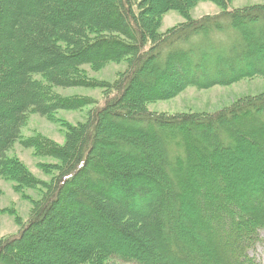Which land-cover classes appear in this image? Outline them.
I'll list each match as a JSON object with an SVG mask.
<instances>
[{"label":"trees","instance_id":"trees-1","mask_svg":"<svg viewBox=\"0 0 264 264\" xmlns=\"http://www.w3.org/2000/svg\"><path fill=\"white\" fill-rule=\"evenodd\" d=\"M231 1L0 0V178L38 192L26 225L0 238V264H259L249 252L264 230V94L209 114L148 109L188 88L264 79V4ZM199 2L221 12L193 20ZM170 11L184 21L160 33ZM244 26L254 57L228 37ZM109 63L126 69L62 146L24 142L54 160L40 167L48 181L9 156L30 114L55 121L89 102L54 88L93 87L81 67Z\"/></svg>","mask_w":264,"mask_h":264},{"label":"rangeland","instance_id":"rangeland-1","mask_svg":"<svg viewBox=\"0 0 264 264\" xmlns=\"http://www.w3.org/2000/svg\"><path fill=\"white\" fill-rule=\"evenodd\" d=\"M262 4H264V0H232L230 8L243 9L249 6ZM220 12L221 10L211 2H199L191 10L190 18L198 20L204 17L217 16ZM263 17L264 16L260 17L258 24L260 33L264 27V25H261ZM183 21L184 18H182L178 12L170 11L162 17L159 32L163 33L167 29L183 23ZM248 26L242 27L237 33L232 32L228 37L230 38L231 44L235 46L239 45V49L237 48L238 53L242 51L247 52L249 50L251 55L254 57L257 55L258 49L256 47L247 49L250 48V46L246 47L243 42V38L251 33V29ZM255 36H257V34ZM261 44L264 45V40L261 41ZM262 57L264 58V55ZM125 69V63H109L106 65L104 64L100 68L83 65L81 70L83 71V76H85L84 79L94 81L95 84H93V87L84 85L72 86L68 88H54L53 92L55 95L63 98H85L89 101L88 104L74 111H57L53 116V120L55 121H50L46 118L39 117L38 115L30 114L28 116L26 126L21 130V139L15 143L9 152V156L13 158L15 157L19 160L36 177L43 181H48L50 177L45 176L41 172L40 167L49 163H54V160H52L50 155L36 156L37 154H34V149L27 148L24 145V142L39 135L54 145L62 146L65 142V133L67 128L84 122L87 112L96 109L101 104V101L104 98V88L102 86L112 83L116 79L117 74L124 72ZM97 83L104 84L98 85ZM259 94H264V79L254 78L237 82L228 87L214 86L210 89L202 91H196L193 88H188L171 100L160 101L149 105L148 109L150 111L168 114L190 113L191 111L209 114L219 111L223 107L230 105L242 97H254ZM240 174L249 177L246 172H241ZM0 191L2 193L0 195V238L16 236L28 222V217L32 207L30 201L25 198L33 200L37 199L38 192L34 190H25L24 194L16 193L12 190V184L1 180V178ZM188 215L190 216L189 213ZM14 218L19 220V225L14 222ZM206 223L207 220H204L203 224ZM73 229L74 228L70 227L69 231H73ZM174 234L175 233H173L172 236H176ZM87 235L89 236L90 234L87 233L86 236ZM259 237L260 242L256 245L253 251L249 252V256L256 259L257 263L264 264V230L260 231ZM81 241L82 239L78 240V242ZM122 242L124 245L122 250L125 252H130L131 250L132 252V243L130 245L125 244L123 238L116 237L114 244L117 243V246L120 248Z\"/></svg>","mask_w":264,"mask_h":264}]
</instances>
